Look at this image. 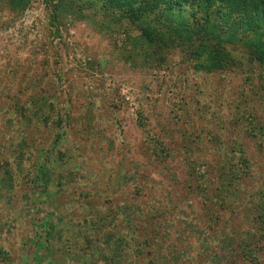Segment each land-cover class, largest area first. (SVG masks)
<instances>
[{"label": "rangeland", "instance_id": "374dc122", "mask_svg": "<svg viewBox=\"0 0 264 264\" xmlns=\"http://www.w3.org/2000/svg\"><path fill=\"white\" fill-rule=\"evenodd\" d=\"M107 20L0 0V264H264V66Z\"/></svg>", "mask_w": 264, "mask_h": 264}, {"label": "trees", "instance_id": "16d2710c", "mask_svg": "<svg viewBox=\"0 0 264 264\" xmlns=\"http://www.w3.org/2000/svg\"><path fill=\"white\" fill-rule=\"evenodd\" d=\"M9 4L28 0H5ZM17 1V2H15ZM94 9L107 24L141 32L134 44L161 59L181 53L195 71L218 73L242 64L243 51L264 66V0H70ZM244 161V154L241 153ZM222 183V182H221Z\"/></svg>", "mask_w": 264, "mask_h": 264}]
</instances>
